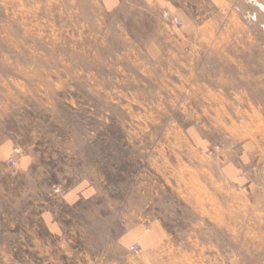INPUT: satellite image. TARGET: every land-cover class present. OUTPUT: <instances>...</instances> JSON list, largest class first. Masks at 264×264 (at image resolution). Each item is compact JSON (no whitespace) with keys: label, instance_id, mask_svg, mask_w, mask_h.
I'll return each instance as SVG.
<instances>
[{"label":"rangeland","instance_id":"1","mask_svg":"<svg viewBox=\"0 0 264 264\" xmlns=\"http://www.w3.org/2000/svg\"><path fill=\"white\" fill-rule=\"evenodd\" d=\"M262 5L0 0V264H264Z\"/></svg>","mask_w":264,"mask_h":264},{"label":"crops","instance_id":"2","mask_svg":"<svg viewBox=\"0 0 264 264\" xmlns=\"http://www.w3.org/2000/svg\"><path fill=\"white\" fill-rule=\"evenodd\" d=\"M8 151V146L6 147H2L0 149V155H6ZM26 164H28V166H31L33 163V159H31L30 156H28V158H26L25 160ZM83 191H85L84 187L81 186L80 188L77 189V187L72 190L71 192L65 194V196L60 197L57 199V197H52V199H48L49 202H46L47 199H42L45 201V206L40 207V215L43 216L44 220H49V219H55V216H52V212H56L58 210V207L61 206L60 203L64 202V204H75L77 203L81 198V196L84 195ZM67 195V196H66ZM41 200V201H42ZM43 202V201H42Z\"/></svg>","mask_w":264,"mask_h":264},{"label":"built area","instance_id":"3","mask_svg":"<svg viewBox=\"0 0 264 264\" xmlns=\"http://www.w3.org/2000/svg\"><path fill=\"white\" fill-rule=\"evenodd\" d=\"M178 23L181 24V23H182L181 20H178ZM17 152H20L19 149H17ZM9 163H10L12 166H14V165H16V160H15L14 158H11V159L9 160ZM59 191H60V187L58 186V187L55 189V192H59ZM63 193H64V192H63ZM135 249L138 250V249H139V246L136 245V246H135Z\"/></svg>","mask_w":264,"mask_h":264},{"label":"bare ground","instance_id":"4","mask_svg":"<svg viewBox=\"0 0 264 264\" xmlns=\"http://www.w3.org/2000/svg\"><path fill=\"white\" fill-rule=\"evenodd\" d=\"M262 7L264 8V6L262 5Z\"/></svg>","mask_w":264,"mask_h":264}]
</instances>
